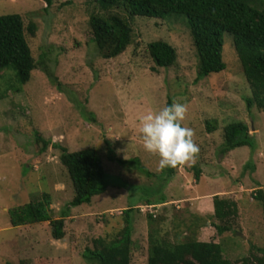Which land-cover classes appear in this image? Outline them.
Here are the masks:
<instances>
[{
	"label": "rangeland",
	"instance_id": "1",
	"mask_svg": "<svg viewBox=\"0 0 264 264\" xmlns=\"http://www.w3.org/2000/svg\"><path fill=\"white\" fill-rule=\"evenodd\" d=\"M90 7L87 0L50 5L0 0V15L21 14L26 24H37L30 48L40 65L24 86L13 70L0 73V264H89L84 251L95 239L120 232L128 208H134L132 264H147L150 214L173 241L189 233L187 226H176L179 218L190 224L202 216L199 240L220 243L223 257L236 263L261 256L264 215L253 192L264 187V112L247 105L251 92L230 35L223 33L226 70L200 79L184 16L129 19L122 13L133 28V42L118 57L104 59L90 41ZM160 40L176 50L172 67H157L149 55L148 45ZM43 61L52 80L41 68ZM169 99L186 106L182 125L192 129L199 148L192 163L172 173L171 168L157 170L158 156L144 150L139 133L141 117ZM208 121L217 130L210 132ZM232 122L248 125L253 147L221 152L223 128ZM37 133L48 143L45 149ZM61 147L70 153L96 148L102 158L109 186L88 205L69 206L74 191L60 162ZM110 151L125 163L111 161ZM44 193L50 195L54 219L67 215L62 240L54 239L48 222L11 224L10 209ZM216 195L236 200L239 207L235 228L223 234L210 217Z\"/></svg>",
	"mask_w": 264,
	"mask_h": 264
},
{
	"label": "trees",
	"instance_id": "2",
	"mask_svg": "<svg viewBox=\"0 0 264 264\" xmlns=\"http://www.w3.org/2000/svg\"><path fill=\"white\" fill-rule=\"evenodd\" d=\"M46 2L50 5L52 0ZM87 2L92 5L89 12L92 34L90 41L95 44L98 53L104 59L118 57L133 42L134 33L129 19L184 16L196 48L197 77L202 79L226 70L227 66L223 60V33L229 34L242 73L250 88L251 96L246 100L247 105L249 108L264 112V0H87ZM122 13H126L129 19ZM37 28V24L32 21L26 24L21 14L0 15V73L13 70L17 83L22 86L30 82L32 72L40 67L30 48L31 39L37 36ZM148 52L159 68H169L177 62L175 48L165 41L151 42L148 45ZM42 65V70L52 80L53 74L44 61ZM172 101L169 99L167 105L172 104ZM91 117L94 120V116ZM207 126L210 132L217 130L215 125L210 126V121L207 122ZM249 133L246 123L227 124L223 128L224 148L221 152L227 153L244 146L253 147L254 141ZM36 141L38 144L41 141L44 143L43 149L48 145L39 133ZM61 150L60 162L70 176L74 191L70 207L88 205L94 197L106 192L109 186L108 174L96 148L73 153L62 147ZM108 155L111 161L117 160L112 151ZM117 162L125 163L120 159ZM173 170L171 168L170 173ZM199 173L198 170L197 179ZM253 198L261 205L264 215V187L256 189ZM164 201L156 204H162ZM213 207L214 213L210 217L216 222H212V226L219 234L232 231L239 217L237 201L216 195L213 197ZM133 211L134 208L125 211V225L113 238H97L93 242V247L84 251L83 257L89 264H132L135 246L132 229ZM9 215L13 227L48 222L55 240H62L65 236L67 215L63 213L61 218H53L51 198L47 193H44L40 200H32L10 209ZM201 217L195 216L196 220H191L190 224H187L184 218H179L176 226L179 224L187 226L189 233L182 237L181 241H173L161 232L152 214L147 215L150 226L147 264H264V248L257 249L261 256L253 255L234 263L222 256L223 249L220 243L200 241L198 232L201 223H198V220H202ZM181 234L178 231L175 237L178 239Z\"/></svg>",
	"mask_w": 264,
	"mask_h": 264
},
{
	"label": "clouds",
	"instance_id": "3",
	"mask_svg": "<svg viewBox=\"0 0 264 264\" xmlns=\"http://www.w3.org/2000/svg\"><path fill=\"white\" fill-rule=\"evenodd\" d=\"M186 111L184 104L173 102L158 111L149 110L139 121L142 146L158 156V171L190 164L199 151L192 129L182 125Z\"/></svg>",
	"mask_w": 264,
	"mask_h": 264
},
{
	"label": "crops",
	"instance_id": "4",
	"mask_svg": "<svg viewBox=\"0 0 264 264\" xmlns=\"http://www.w3.org/2000/svg\"><path fill=\"white\" fill-rule=\"evenodd\" d=\"M167 201H164V203H166ZM164 203H162V204H164Z\"/></svg>",
	"mask_w": 264,
	"mask_h": 264
},
{
	"label": "built area",
	"instance_id": "5",
	"mask_svg": "<svg viewBox=\"0 0 264 264\" xmlns=\"http://www.w3.org/2000/svg\"><path fill=\"white\" fill-rule=\"evenodd\" d=\"M144 211V210H143Z\"/></svg>",
	"mask_w": 264,
	"mask_h": 264
}]
</instances>
